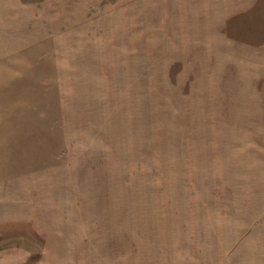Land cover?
Listing matches in <instances>:
<instances>
[{
	"label": "rangeland",
	"instance_id": "obj_1",
	"mask_svg": "<svg viewBox=\"0 0 264 264\" xmlns=\"http://www.w3.org/2000/svg\"><path fill=\"white\" fill-rule=\"evenodd\" d=\"M0 264H264V0H0Z\"/></svg>",
	"mask_w": 264,
	"mask_h": 264
}]
</instances>
